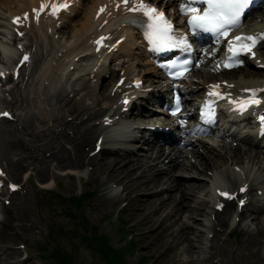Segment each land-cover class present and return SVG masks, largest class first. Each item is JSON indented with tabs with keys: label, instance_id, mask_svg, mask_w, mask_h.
<instances>
[{
	"label": "rangeland",
	"instance_id": "1",
	"mask_svg": "<svg viewBox=\"0 0 264 264\" xmlns=\"http://www.w3.org/2000/svg\"><path fill=\"white\" fill-rule=\"evenodd\" d=\"M3 6L5 5L0 3V19L4 18ZM68 31V27H65L63 32L67 34ZM239 76L241 75H237ZM52 111H55L54 106ZM24 112L25 110L21 111L22 114ZM26 113L28 117L33 118L38 115V110L30 108ZM24 138L27 139V137ZM260 149H262L260 152H264V147ZM260 152L258 153L259 162L255 168L259 164L264 168V153ZM248 158L249 155H241V160L244 162H247ZM199 161L200 158L196 160V165L201 167V164H198ZM128 170L129 167L117 164L112 154H105L93 164V170L85 176H81L80 171L75 169L72 170L75 175L68 174L71 169L56 168V164L51 162L47 173L48 181L41 182L34 175L31 166L18 180L26 184V187L30 185L32 193L20 199L17 202L18 205H11L7 210L10 215L6 219V224L10 232L5 238H2L5 235L0 232V242H25L40 254L39 257L33 259V264H56L58 260L53 256L56 250L68 254L69 264H106L101 256L100 247L89 239V236L93 235L94 226H97L103 216L109 213L113 220L109 230L113 231L116 240L111 239L110 241L114 248L113 254L119 257L117 248L123 245L128 246L129 237L136 240L135 246L128 249L123 259L120 258L116 264L137 263L142 256L154 261L153 264H209L203 257V232L200 234L198 232L199 228L202 229L200 224H194L193 230L186 232L183 237L177 235L175 228L165 227L172 222L171 218H174L170 216L171 206L159 208L158 202L167 193L174 191H167L169 190L167 189L159 197L151 196L146 193L151 191L147 188L149 187L148 182L147 187H143L149 176L144 174L135 179V175H124ZM89 175H97L100 180L109 175L123 184L125 188L130 189L127 198L128 206L122 211L117 210L116 205L120 198L107 200L110 195L106 193L105 187L90 183L87 178ZM56 183H58V190ZM162 187L165 188L166 185ZM142 189L146 192H142ZM93 190L95 191L94 196L85 198L79 209L74 210V203L69 199L73 196L77 197L84 191L93 192ZM100 190H102V195H100ZM53 192L56 194L54 195ZM96 204H103V207H97ZM255 215L258 219L251 221L249 218L251 215L247 214L243 225L250 231L252 238L262 243L264 241V213ZM120 216L127 221L126 227L130 234L126 240L119 239L115 232L117 219ZM10 218H13V221ZM171 230H173L172 233ZM223 239L224 236H221L215 241V251L223 256L227 264H263L258 245H244L234 234L228 235L226 246L221 244ZM18 255L21 253H17ZM43 255L50 256V258L43 257ZM9 259L10 255L6 260Z\"/></svg>",
	"mask_w": 264,
	"mask_h": 264
},
{
	"label": "snow or ice",
	"instance_id": "2",
	"mask_svg": "<svg viewBox=\"0 0 264 264\" xmlns=\"http://www.w3.org/2000/svg\"><path fill=\"white\" fill-rule=\"evenodd\" d=\"M130 3L132 4L131 7L129 6ZM250 3L251 0H187L186 4L181 5V12L185 15L188 13H196V5H206L202 14H194L190 17L188 20L189 25L195 29H202L206 32L216 33L219 36H227L228 30L231 27H238L240 25L241 17L245 10L249 7ZM121 4L127 8L128 11L142 12L153 21V23L149 24V28L151 29L149 39L154 45L162 46L171 43L174 46H178L175 41H173L171 36V24L167 18L164 17L162 12L153 8L151 5L143 3V0H120V3L116 5L117 8H119ZM53 7L55 11V6ZM62 7H67V4H63ZM104 10L105 8L101 7L100 12H103ZM158 17L159 20H157ZM19 20L20 18L18 17L14 22H19ZM260 38H264V36ZM234 39L235 41H253V45L256 42L253 37L250 36H237ZM228 51L232 53L230 59H234L236 55H239V53L232 52L231 42ZM25 59L27 58L25 57ZM253 102L258 103V101L255 100ZM175 114L176 113L174 112L173 115ZM3 115H7V113H4ZM262 120H264V117H262ZM222 195L227 194L222 193Z\"/></svg>",
	"mask_w": 264,
	"mask_h": 264
},
{
	"label": "bare ground",
	"instance_id": "3",
	"mask_svg": "<svg viewBox=\"0 0 264 264\" xmlns=\"http://www.w3.org/2000/svg\"><path fill=\"white\" fill-rule=\"evenodd\" d=\"M33 1H36V0H33ZM4 2L7 3L8 0H4ZM5 3H3V4H5ZM93 4H94V2H93ZM93 4H92V6H93ZM92 6L89 7L90 14L88 16H86L83 21H79V22H76L74 24V31H73L71 37L74 36L76 38L77 36L82 35V33L85 30H87L88 28H90L92 26L91 17H90ZM7 51L10 52V53H12V50L10 48H7ZM125 52H126V54H128L130 56H134V51H132V47H129V46L126 47ZM141 55H142V58L143 59L146 57L143 52L141 53ZM192 80L193 79H191V81ZM241 80H243V79L242 78H239V81H241ZM250 81H255V80L250 79ZM203 82L204 81L201 80L199 82L197 81V83L192 82V84H189V85H190L191 88L194 89V87L198 88L199 87L198 84L199 83L202 84ZM101 85H102V89H103L104 83H102ZM173 119L176 120L177 118H173ZM199 145L202 146L203 148L208 149V150H210L212 148V146H209V144H207L206 142H203V141H199V143H198L197 146H199ZM79 147H80V145L78 146V148ZM160 151L161 150H159V152ZM172 152H174L176 154L179 153L178 150H174V149L172 150ZM59 153H60V151H59ZM128 154H131V152H129ZM162 155H163V152H161L160 155H155L154 159H158V162L162 163L163 162V160L161 159V156ZM178 159H179V156L177 158H173V156H171L170 161L172 162V168L170 167L168 173L171 172L173 170V168H175L177 165H182L181 163L178 162ZM207 160L211 162L212 161V158L211 157H208ZM25 161L26 160H24V162ZM80 162H82V161H80ZM29 164L32 165V168H33V165H34V173H35L36 177L38 179H40L41 182H47L48 181V179H47V173H48V167H49V160L48 159L40 160L37 163H32L31 162ZM61 165L62 166H66V165L71 166L72 164L68 160H62L61 161ZM226 167L229 168V166H226ZM16 168L18 170L22 169L23 168V164H21L20 161H19L17 163V167ZM147 169L150 170V169H152V167L151 166H147ZM136 171H138L139 174H141L144 171V169H142V167L138 166L132 172H136ZM225 171H227V170H225V169H223V170L218 169L219 177H220V174L222 172H225ZM160 180H165V181L171 183L176 188L175 194L178 195L177 197L176 196H169V197H167L164 200H160L159 204L161 206H165L166 203L171 202L172 205H173V207H174V209H175V211H178L179 209H183V208H185V209L189 208L188 201H186L185 199H186V197H190V199L192 200L195 197L196 192L198 191V190H196L197 189V186L195 184L190 183V187H187V186L184 185V183L180 182L174 175H165V176L160 175L157 178V181H160ZM202 197H203L202 194L200 196L197 195L196 198H194L195 200L193 201V203L200 204L202 202V199H203ZM2 209H3V211L6 214H8V215L10 214L9 212L7 213V211H5L4 208H2ZM230 209H232L231 206H230ZM190 210L191 211L197 210L198 212H202L203 211V208L200 207L199 205L198 206H195V208H193V207L190 206ZM24 211H26V210L24 209ZM7 217L8 216H5L3 219H6ZM228 217L229 216H228V213H227V214L223 215V219H221V220L222 221H226V220L228 221ZM5 225H6V223H5ZM5 225L2 223V225L0 227V232H2L4 234H8L9 233V229L8 228H5ZM175 230L177 231L176 232L177 235L180 236V237H183V235L185 234L184 229L181 228V227H177V228H175ZM172 232H173V230H171V233ZM245 233H248L249 234L250 232L247 231V230L244 231L243 232V236H244Z\"/></svg>",
	"mask_w": 264,
	"mask_h": 264
},
{
	"label": "trees",
	"instance_id": "4",
	"mask_svg": "<svg viewBox=\"0 0 264 264\" xmlns=\"http://www.w3.org/2000/svg\"><path fill=\"white\" fill-rule=\"evenodd\" d=\"M110 248L108 247V250H109ZM109 264H112V263H109Z\"/></svg>",
	"mask_w": 264,
	"mask_h": 264
}]
</instances>
